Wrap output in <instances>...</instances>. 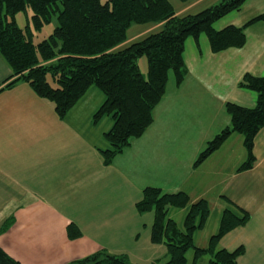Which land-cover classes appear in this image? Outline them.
I'll use <instances>...</instances> for the list:
<instances>
[{
	"label": "crops",
	"instance_id": "obj_1",
	"mask_svg": "<svg viewBox=\"0 0 264 264\" xmlns=\"http://www.w3.org/2000/svg\"><path fill=\"white\" fill-rule=\"evenodd\" d=\"M202 3L190 0L174 8L178 15H187L206 7ZM262 14L264 0H247L215 27H240ZM161 28L162 24L152 25L127 43ZM246 38L244 47L220 53L212 52L205 35L199 45L188 39L186 79L180 86L175 80L168 84L153 124L109 165L76 128L58 124L50 101L37 96L28 84L3 89L12 71L0 56V246L4 251L21 264H68L107 249L124 254V248L116 246L118 238L111 237L120 217L113 192L122 177L135 191L129 206L134 212L133 205L150 186L168 193L185 191L192 203L206 199L211 206L207 225L215 228L228 202L244 209L248 223L227 233L220 246L229 251L243 247L239 264H264V127L254 140L251 168L239 171L248 158L241 134H232L200 167L193 166L206 143L230 124L228 102L256 106V93L239 83L247 73L264 76V21L248 26ZM222 153L225 163L216 171L215 182L195 177L203 164L219 160ZM111 173L116 175L114 183L107 184L104 179ZM71 223L79 226L80 238H69ZM214 229L208 227L205 246L211 233L217 232Z\"/></svg>",
	"mask_w": 264,
	"mask_h": 264
},
{
	"label": "trees",
	"instance_id": "obj_2",
	"mask_svg": "<svg viewBox=\"0 0 264 264\" xmlns=\"http://www.w3.org/2000/svg\"><path fill=\"white\" fill-rule=\"evenodd\" d=\"M246 1L221 0L196 14L178 15L169 0H0V56L12 71L3 89L26 83L37 96L52 102L57 115L63 118L96 85L105 100L95 118L108 114L113 120L111 129L105 133L110 148L100 151L105 165H109L153 124L154 111L166 94L170 73L174 74L177 86L186 79L188 39L198 43L200 36L205 35L213 53L245 46L247 27L264 21V14L240 27L229 25L216 29L215 24L239 11ZM28 8L33 13L36 29L49 24L54 17L57 19L53 33L38 44L33 42L32 32L20 28L15 20L19 12ZM133 24H162V28L127 43V31ZM143 55L148 61L147 76L138 64ZM239 87L256 93V106L226 104L230 125L207 143L193 164L195 168L233 133L244 136L248 153L239 171L252 167L254 140L264 127V76L247 73ZM228 203L221 213L218 231L205 247L197 246L194 237L206 227L211 215L206 199L192 203L185 191L168 193L150 186L143 190L136 209L139 213L154 212L151 242L166 246V261L162 264H188L190 250L194 253L192 264H199L206 256L209 257L206 264H239L244 248L229 251L220 246V241L227 233L245 226L250 216L244 209ZM186 207L183 228H180L168 213L171 208ZM67 230L72 240L82 236L75 223ZM0 264L21 262L0 246ZM68 264L134 263L126 254L101 250Z\"/></svg>",
	"mask_w": 264,
	"mask_h": 264
},
{
	"label": "rangeland",
	"instance_id": "obj_3",
	"mask_svg": "<svg viewBox=\"0 0 264 264\" xmlns=\"http://www.w3.org/2000/svg\"><path fill=\"white\" fill-rule=\"evenodd\" d=\"M105 1L106 0H103V2ZM169 1L172 3L174 7L180 6V4L182 3L180 0H169ZM202 1L203 3L201 6H206V7H199L198 8L199 12L204 10L205 8H208L207 7L208 4H211L212 6V4L213 5L217 4L221 0H202ZM191 12L193 14L194 12H197V9H193ZM32 14H33L32 11L28 8L26 11L19 12L15 17V20L20 28L26 30L27 32L30 31L32 32V40L35 44H38L44 39L48 38L53 33L55 27L57 26V19L56 17H54L49 24L44 25L41 29H36L33 26ZM152 25L154 24H133L128 29L127 36L128 38H132L133 36L139 34V32L144 31L145 29L151 27ZM27 27L28 28L30 27V29H27ZM138 64L140 67V71L145 76H147L148 73L147 57L145 55L141 56L138 59ZM174 79H175L174 74L170 73L168 84L171 85ZM49 80L51 81L50 78ZM104 100H105V95L103 94V92L96 85H92L86 91V93L82 97H80V99L76 102V104L70 110H68V112L63 118L59 117L55 112L54 104L52 102L49 103L52 106L51 109L54 110L55 113L54 115L56 117V120L58 121V124L64 125L68 128H70L71 126L73 128H76L77 132L83 135L84 139L86 138L88 140L90 149L91 150L96 149L101 154L100 151L107 150L108 148H110V144L106 140L105 133L108 132L113 125V120L111 115L104 114L99 118H95V115L100 109ZM233 134H239V133H233ZM205 147L202 149V151L205 149ZM213 159L214 158L209 159L205 164H203L202 169L196 173L195 177L201 175V177L206 179V181H208L209 183L215 182V180H217L218 178L217 175L218 173L216 171H218L220 166L223 163H225V156L222 153L220 154L219 160H215V159L213 160ZM114 177H116L115 173H111L110 175H107L104 179L105 183L109 184L110 182V184H113ZM191 181L192 183L195 184L193 179ZM134 194L135 191L133 190V188L127 187V185L123 182V179L121 177V180H119V185L114 188V192H113V197H115V201H117L116 203H118L117 207L119 208V214H120V217H118L119 227L113 228L111 237L118 238L116 239V246H119L120 248L121 247L124 248L123 250H125V252L123 253L128 255L131 263L162 264L163 262L166 261L165 260V256L167 254L166 246L162 243L153 244L151 242V227L154 220V212L148 211L146 213H139L137 209L134 212L132 208H129V206L132 207V203L134 201ZM141 198L139 200H141ZM138 201H136V203ZM135 204L133 206L136 208ZM183 209L184 208H171L168 213V217L175 220L180 228H183V223L186 216V212H183ZM210 225L211 224H209V226L208 225L206 226L207 230L205 228L204 231L201 230L200 232H197L195 234L194 242L196 245L205 246L208 236V232H207L208 227L209 230L215 228L214 225L213 226ZM218 228L219 225L216 226V228L212 232L218 231ZM211 234L213 235L214 233ZM115 238L109 240H113ZM105 251H107L110 254H118V253H114L112 249H107ZM187 258H188V264H192L194 259V253L192 250L188 251ZM208 258H209L208 256L203 258L205 260L204 264L207 263ZM199 264H203L202 260L199 261Z\"/></svg>",
	"mask_w": 264,
	"mask_h": 264
}]
</instances>
